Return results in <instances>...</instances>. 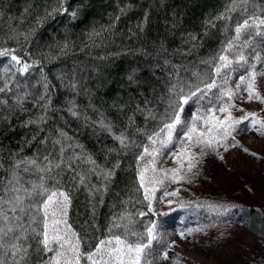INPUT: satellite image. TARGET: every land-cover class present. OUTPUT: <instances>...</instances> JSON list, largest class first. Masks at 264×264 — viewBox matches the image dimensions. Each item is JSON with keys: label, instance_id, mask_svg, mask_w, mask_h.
Instances as JSON below:
<instances>
[{"label": "trees", "instance_id": "trees-1", "mask_svg": "<svg viewBox=\"0 0 264 264\" xmlns=\"http://www.w3.org/2000/svg\"><path fill=\"white\" fill-rule=\"evenodd\" d=\"M261 21L264 0H0V264L47 262L43 203L58 191L83 258L117 237L151 245L163 215L140 182L145 149L216 82L220 56L263 67ZM249 204L230 212L264 236Z\"/></svg>", "mask_w": 264, "mask_h": 264}, {"label": "rangeland", "instance_id": "rangeland-1", "mask_svg": "<svg viewBox=\"0 0 264 264\" xmlns=\"http://www.w3.org/2000/svg\"><path fill=\"white\" fill-rule=\"evenodd\" d=\"M249 83L259 96L251 101ZM229 91L231 99L225 95ZM250 113L254 115L243 123H234ZM180 119L171 140L161 144L168 138L164 128L141 161L140 182L153 210L163 218L152 228L155 238L140 264H264V236L247 226L241 212H230L245 202L251 212L264 206V65L250 72L240 65L222 66L215 87L191 96ZM192 127L196 132L189 141L186 134ZM198 139L210 141L211 146L197 143ZM172 192L177 194L168 195ZM56 200L47 213L43 208L49 241L45 264H93L82 257L68 223L69 201L61 208L63 198ZM115 240L101 247L94 257L97 264H133L135 253L128 251L129 244L120 239L124 244L117 245ZM115 248L121 252H114Z\"/></svg>", "mask_w": 264, "mask_h": 264}, {"label": "snow or ice", "instance_id": "snow-or-ice-1", "mask_svg": "<svg viewBox=\"0 0 264 264\" xmlns=\"http://www.w3.org/2000/svg\"><path fill=\"white\" fill-rule=\"evenodd\" d=\"M261 23H264V21H261ZM247 26H248V22L247 21H245L242 25H239L236 28L237 34H239L242 31V29L246 28ZM0 55H8V53H7V51H5V52L0 53ZM11 59L13 61H15L17 64H20L21 63V60L17 56H15V55H13L11 57ZM219 59L221 61L225 62L224 65H223L224 67H228L229 66L230 61L227 60V57H225V56L222 55V56L219 57ZM244 59L245 58L242 55L239 57V60L240 61H243ZM257 59H259V57H257ZM27 69H28V65L25 64L23 66V69L22 70L23 71H27ZM217 72H219V69H217ZM251 76H252V79L254 80L255 73H252ZM244 80H245V77L241 76L240 77L241 83H243ZM212 87H215V82H213V84H211V85H208V88H212ZM237 88H239V85H237ZM0 91H3V89H0ZM246 91L248 92L247 100L251 101L254 98V95H255L256 98H259L258 94L254 93L252 83H249L248 84V87H247ZM191 95L192 96H196V93H192ZM225 95H227L229 97V99H231L232 93L229 91V92H226ZM188 102H189V98H183L182 104H187ZM219 110L220 111H227L226 108H221ZM239 111L243 112V109H239ZM73 114L75 115V113H73ZM251 115H254V114L253 113L247 114L243 118L235 120L234 123H237V124L243 123L244 120H247L248 117L251 116ZM229 117H230V113H229ZM195 119H200V117L197 116V117H195ZM179 124H181V119H180V114H179V110H178L177 113H176V116H175V118L173 120V122L170 123V124H166L165 125V128L168 130V138L165 141H161V144H166V143H168L171 140V132ZM195 132H196V128L195 127H192L189 130V132L186 134V138L189 141H191L193 139L191 133H195ZM200 135L203 136L205 134L204 133H200ZM155 142L156 141H153V143H155ZM121 143H123V140H121ZM197 143H207L208 146H211V142L210 141L205 142V141H202V140H199L198 139L197 140ZM225 150H227V149H225ZM245 151L247 152L248 150L245 149ZM145 153H147V149H145ZM193 167H194V164L190 163L188 165V170L191 171ZM180 178L182 179L183 177H180ZM141 179H143V174H141ZM176 194H177L176 192H172V193H169L168 195H173L174 196ZM57 197H62L63 198V203L60 204V207L63 208L64 206H66V202L68 200V197L64 193H62V192H60V193L52 192L48 196L47 200L44 201V203H43V208L45 210V213H47V210L49 209V207H51L53 204H56L57 203V200H56ZM9 203L12 204V210L15 211L16 210V207L20 204V198H19V196H15L12 200L9 201ZM22 210L23 209L21 208V211ZM17 219H18V217H17ZM0 231H3V229H0ZM11 231H12V229L9 228L8 229V232H11ZM4 234L7 235V232H5ZM148 235H149L150 238H153V239L155 238L153 236V229H149L148 230ZM43 242L45 244V247H47L48 242H49L48 241L47 232L44 233V241ZM104 243L105 242L102 241L101 244L97 246L96 252L89 254L88 259L89 260H92L93 261V264H97V262L94 260V257L100 252V249H101V247H103ZM108 243H111V241H109ZM115 243L117 245L124 244V242L121 241L118 237L116 238ZM15 247L16 246L13 245V248H15ZM126 247L128 248V251L130 253L131 252H134L135 253V257H134V260H133V264H140L141 256L144 254L145 249L148 248L149 245L148 244L126 245ZM17 251H19V249H17ZM113 251L114 252H117V253H120L121 252V249L120 248H115V249H113ZM117 258L120 259L121 257L118 256ZM165 258H167V253H165ZM77 264H78V261H77Z\"/></svg>", "mask_w": 264, "mask_h": 264}]
</instances>
